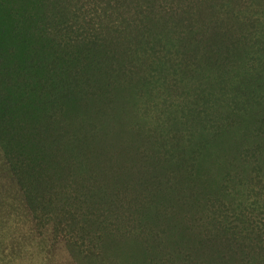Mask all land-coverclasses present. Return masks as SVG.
<instances>
[{
  "label": "trees",
  "instance_id": "obj_1",
  "mask_svg": "<svg viewBox=\"0 0 264 264\" xmlns=\"http://www.w3.org/2000/svg\"><path fill=\"white\" fill-rule=\"evenodd\" d=\"M0 264H264V0H0Z\"/></svg>",
  "mask_w": 264,
  "mask_h": 264
}]
</instances>
